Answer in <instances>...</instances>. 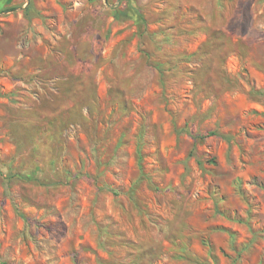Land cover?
I'll return each mask as SVG.
<instances>
[{"label": "rangeland", "instance_id": "obj_1", "mask_svg": "<svg viewBox=\"0 0 264 264\" xmlns=\"http://www.w3.org/2000/svg\"><path fill=\"white\" fill-rule=\"evenodd\" d=\"M0 264H264V0H0Z\"/></svg>", "mask_w": 264, "mask_h": 264}, {"label": "trees", "instance_id": "obj_2", "mask_svg": "<svg viewBox=\"0 0 264 264\" xmlns=\"http://www.w3.org/2000/svg\"><path fill=\"white\" fill-rule=\"evenodd\" d=\"M121 16H127V14L125 13V12H122V11H118V10H114V17L116 18V19H119V18H121ZM142 18V17H141ZM155 68L157 69V70H159L160 71V66H159V64H155ZM35 176V171H31L29 174H28V179L30 180V179H33V177Z\"/></svg>", "mask_w": 264, "mask_h": 264}]
</instances>
